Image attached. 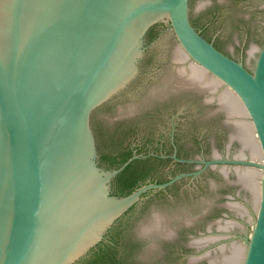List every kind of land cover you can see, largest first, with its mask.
I'll use <instances>...</instances> for the list:
<instances>
[{"label":"water","instance_id":"obj_1","mask_svg":"<svg viewBox=\"0 0 264 264\" xmlns=\"http://www.w3.org/2000/svg\"><path fill=\"white\" fill-rule=\"evenodd\" d=\"M156 151L187 161L114 195ZM110 236L113 264H264V0H0V264Z\"/></svg>","mask_w":264,"mask_h":264},{"label":"trees","instance_id":"obj_2","mask_svg":"<svg viewBox=\"0 0 264 264\" xmlns=\"http://www.w3.org/2000/svg\"><path fill=\"white\" fill-rule=\"evenodd\" d=\"M192 22V21H191ZM152 33H155V27H152ZM133 148H127L124 152L114 157L110 163L106 166L107 169L116 168L125 162L133 154ZM136 154H147L136 149ZM101 156V159L106 157L105 153ZM152 158L151 155H147L145 159H134L132 160L112 181V193L117 196H122L130 193L134 189L146 183H155L163 180L155 181V179L144 177L138 168V162ZM109 243L100 241L96 248H92V253L88 256L83 264H113L112 260L114 257L113 252L110 249L115 248L116 244L113 236L108 238Z\"/></svg>","mask_w":264,"mask_h":264},{"label":"flooded vegetation","instance_id":"obj_3","mask_svg":"<svg viewBox=\"0 0 264 264\" xmlns=\"http://www.w3.org/2000/svg\"><path fill=\"white\" fill-rule=\"evenodd\" d=\"M171 144V146H172V150H174V144H173V138H171V142H170ZM131 148H133V151L135 152L136 151V147H131ZM177 154H175V156H176ZM151 156H152V158H154V159H157V160H161V159H165L166 158V160H174V161H176V162H186L187 160H183V161H181L180 160V158L178 157V155H177V159H175V158H173L172 157V154L170 155L169 153H166V154H161V153H158L157 151L156 152H154V153H151ZM189 162V161H188ZM174 176H176V175H174ZM174 176H172V177H174ZM171 177V178H172ZM167 180H169V179H164L163 181H160V182H155V183H163V182H166ZM155 181H159V180H157V179H155ZM106 243H109V240L108 239H106Z\"/></svg>","mask_w":264,"mask_h":264}]
</instances>
